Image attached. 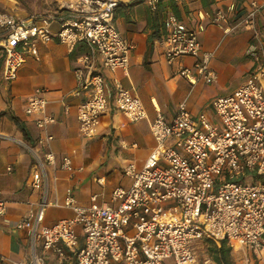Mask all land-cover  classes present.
I'll use <instances>...</instances> for the list:
<instances>
[{"label": "built area", "instance_id": "obj_1", "mask_svg": "<svg viewBox=\"0 0 264 264\" xmlns=\"http://www.w3.org/2000/svg\"><path fill=\"white\" fill-rule=\"evenodd\" d=\"M130 1L57 0V9L39 20L0 11L3 78L16 79L29 55L41 59L43 44L57 40L72 50L85 43L87 50L79 55L74 69L77 83L73 94L83 97L78 105L81 133L96 135L112 96L101 69L130 72V52L135 44L125 39L112 21L114 10ZM146 1L157 10L162 0ZM252 6L236 25L254 30L249 52L256 65L248 79L231 93L212 100L215 120L205 111L194 115L186 100L172 120L157 108L151 121L156 144L141 169L133 162L125 166L132 182L113 190V204L98 203L94 194L89 205H82L71 191L51 200L48 165L59 166L71 176L83 167H75L68 154L58 158L49 147L52 134L40 137L47 150L43 157L36 154L38 164L30 184L42 192L41 197L13 227L27 232L31 254L27 260L9 262L3 257L0 264H46L37 252L39 241L60 263L71 252L75 256L72 264H170L168 258L174 259L171 264H199L198 243L204 239L218 245L227 240L233 250H243L244 264L252 261L249 250L264 262V37L256 26L261 4L253 1ZM204 16L217 23L226 18L221 9ZM163 23L161 42L168 62L187 55L197 58L193 67L180 66L178 74L192 83L200 78L216 82L218 74L211 67L214 51H203L200 39L203 26H190L173 12ZM115 87L116 104L129 120L148 117L135 90L120 81ZM46 92V88H35L25 106L26 114L34 116L43 130L55 121L48 112ZM50 206L70 208L74 215L45 224ZM7 210L8 201L0 187V217ZM203 264L216 263L207 255Z\"/></svg>", "mask_w": 264, "mask_h": 264}, {"label": "crops", "instance_id": "obj_2", "mask_svg": "<svg viewBox=\"0 0 264 264\" xmlns=\"http://www.w3.org/2000/svg\"><path fill=\"white\" fill-rule=\"evenodd\" d=\"M253 1L261 4L256 26L264 37V0H162L157 10H152L146 0L120 4L114 10L112 21L121 35L135 44L130 52V72L127 75L121 68L115 71L101 69L106 89L112 96L108 110L102 115L99 131L92 137H86L80 131L78 105L83 97L73 94L77 83L74 69L79 65V55L87 50L85 43L72 50L57 40L41 45V59L29 55L14 80L3 78L4 59L3 55L0 56V187L8 201L7 213L0 217V263L3 257L9 262L27 260L31 254L27 232L15 231L13 227L33 207L32 203L41 197L42 192L34 190L30 184L38 164L36 154L43 157L47 150L39 142L40 137L52 134L54 138L49 147L58 158L68 154L75 167H83L71 176L59 166L48 165L51 200L57 194L63 198L71 191L82 205H89L94 194L98 203L113 204V190L118 186L128 187L132 182L125 174V166L133 162L141 169L156 144L151 121L157 108L168 120H172L180 103L186 100L188 109L194 115L205 111L215 119L212 100L231 93L248 79L256 65L249 52L254 42V30L236 25L253 8ZM16 3V0H0V11L11 12L22 19L39 20L42 15L54 12L58 6L57 0H47L52 5H48L44 14H32ZM219 9L226 14V18L219 23L210 16L203 17L205 12L215 13ZM170 12L190 26H203L200 39L203 51H214L211 67L218 74L216 82L207 83L200 78L192 83L178 74L180 66H194L197 60L194 56H182L173 63L168 62L161 40L165 32L163 21ZM58 26L54 25L53 30L56 31ZM234 73L242 76L243 80L228 91L226 83ZM116 81L141 96L148 110L147 118L131 121L118 108L115 101ZM37 87L47 89L48 112L55 117L46 130L39 128L35 117L25 112L28 97ZM13 116L20 118L28 136ZM55 176L58 177L56 183ZM73 215L74 211L70 208L50 206L45 224ZM42 245L43 242L39 241L37 252L45 257L46 264L73 263L75 256L71 252L68 259L60 263L57 255L44 250ZM250 264L264 262L259 257L252 258Z\"/></svg>", "mask_w": 264, "mask_h": 264}, {"label": "rangeland", "instance_id": "obj_3", "mask_svg": "<svg viewBox=\"0 0 264 264\" xmlns=\"http://www.w3.org/2000/svg\"><path fill=\"white\" fill-rule=\"evenodd\" d=\"M16 1H17L16 4L19 7L26 9L27 11H29L32 14H35V13L36 14H44L45 13L44 10L49 7L48 5H50V6L52 5V3H47V0H16ZM53 5H54V3H53ZM204 30H205V28H204ZM2 55H3V50H0V56H2ZM242 80H243L242 76H238L235 73L233 74V76H230L227 80V83H226L227 87H229L228 91H231L235 87H237L240 83H242ZM216 119H217V117H216ZM213 120H215V119H213ZM216 188H217V186H216ZM77 230L80 233H82V227L81 226H78ZM212 245H213V242L206 240V239L201 240L198 243V246H199L198 247L199 264H203V260H204L205 256H207V255H209L213 258L212 254L210 253L211 252L210 248ZM28 249H29V247H28ZM38 251H40V247L38 248ZM244 254H245V252L243 250H232L231 256L233 259V264H244V262H243ZM248 255H250L252 258H258L256 253H254L250 250L248 251ZM167 262H169L171 264L174 262V259L168 258Z\"/></svg>", "mask_w": 264, "mask_h": 264}, {"label": "trees", "instance_id": "obj_4", "mask_svg": "<svg viewBox=\"0 0 264 264\" xmlns=\"http://www.w3.org/2000/svg\"><path fill=\"white\" fill-rule=\"evenodd\" d=\"M13 119L20 127H22L25 134L28 136V131L26 130L20 118L17 116H13ZM232 250H233L232 247L227 244V240H223L220 245L213 242V245L210 248V251H211L210 253L213 256V259L218 264H233V259L231 256Z\"/></svg>", "mask_w": 264, "mask_h": 264}]
</instances>
